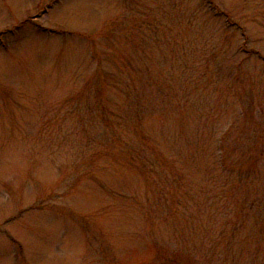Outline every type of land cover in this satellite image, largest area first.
I'll return each instance as SVG.
<instances>
[{"label": "rangeland", "instance_id": "rangeland-1", "mask_svg": "<svg viewBox=\"0 0 264 264\" xmlns=\"http://www.w3.org/2000/svg\"><path fill=\"white\" fill-rule=\"evenodd\" d=\"M0 264H264V0H0Z\"/></svg>", "mask_w": 264, "mask_h": 264}]
</instances>
